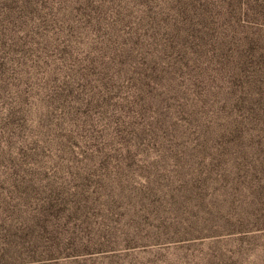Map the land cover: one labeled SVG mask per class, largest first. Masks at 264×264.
<instances>
[{"label":"rangeland","instance_id":"374dc122","mask_svg":"<svg viewBox=\"0 0 264 264\" xmlns=\"http://www.w3.org/2000/svg\"><path fill=\"white\" fill-rule=\"evenodd\" d=\"M0 264H264V0H0Z\"/></svg>","mask_w":264,"mask_h":264}]
</instances>
